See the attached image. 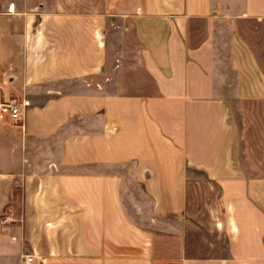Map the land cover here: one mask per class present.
Returning a JSON list of instances; mask_svg holds the SVG:
<instances>
[{
	"label": "crops",
	"instance_id": "1",
	"mask_svg": "<svg viewBox=\"0 0 264 264\" xmlns=\"http://www.w3.org/2000/svg\"><path fill=\"white\" fill-rule=\"evenodd\" d=\"M9 97L12 264H264V0H0Z\"/></svg>",
	"mask_w": 264,
	"mask_h": 264
},
{
	"label": "built area",
	"instance_id": "2",
	"mask_svg": "<svg viewBox=\"0 0 264 264\" xmlns=\"http://www.w3.org/2000/svg\"><path fill=\"white\" fill-rule=\"evenodd\" d=\"M25 101H18L15 97H9L0 105V110L5 112L11 122L20 121ZM8 221L6 218L0 219V224ZM18 264H44V259L37 253L31 252L20 256Z\"/></svg>",
	"mask_w": 264,
	"mask_h": 264
},
{
	"label": "rangeland",
	"instance_id": "3",
	"mask_svg": "<svg viewBox=\"0 0 264 264\" xmlns=\"http://www.w3.org/2000/svg\"><path fill=\"white\" fill-rule=\"evenodd\" d=\"M17 122H11V124L16 125ZM2 130L3 131L0 132V134L2 133V135H4V136H8L10 134V132H8L7 129H2ZM4 153L6 154L7 151H5ZM6 207H7V205H4L1 207L0 219L6 218L8 221L4 222L3 224H0V229H2V227L13 225V224H16L17 222H19L18 220H16V218H14V217L9 218L7 215L3 214V213H5V214L7 213ZM15 253H16V246H14V245L10 246L9 248L3 247V250H1V248H0V257H4L3 262L1 264H12L13 256L15 255ZM18 261H19V259H18Z\"/></svg>",
	"mask_w": 264,
	"mask_h": 264
}]
</instances>
